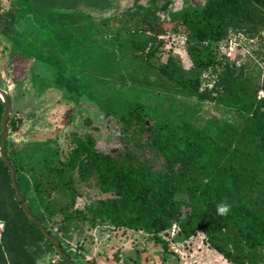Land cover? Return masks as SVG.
<instances>
[{
    "label": "trees",
    "instance_id": "1",
    "mask_svg": "<svg viewBox=\"0 0 264 264\" xmlns=\"http://www.w3.org/2000/svg\"><path fill=\"white\" fill-rule=\"evenodd\" d=\"M15 1L18 7L27 5V0ZM30 1L37 8L34 12L30 6L29 12L36 13L34 18H26L21 9L0 14V44L3 56H22L32 60L31 66L36 68V64L50 61L54 39L41 33L45 26L35 35L34 31L19 32L17 24L26 22L35 27L40 17L49 15L55 24L64 18L68 26L75 16H82L94 28L95 17L89 11L107 8L115 0H85L87 8L83 13L74 7L84 0ZM140 1L135 0L136 4ZM174 1L149 0L145 15H126L121 20L129 35L126 45L145 51L155 43L157 37L149 32L165 24L158 11L169 12ZM259 14H264V0H206L202 6L190 4L179 12H169L171 21L184 27L194 66L212 67L215 80L212 87L201 89L198 73L185 75L173 57L159 68L161 80L174 84L182 96L240 113L244 127L239 129L226 121L199 127L187 120H166L164 111L125 98L122 88L112 87L110 97L97 106L103 118L115 123L119 142L116 147L107 153L98 148L93 135L73 133L71 149L66 154L56 152L31 165L24 160L27 151L10 140L12 133L20 132L23 120L15 115L14 100L8 94L11 115L6 154L15 170L18 188L31 214L69 256L52 225L66 235L70 232L66 222L84 221L92 227L106 223L144 232L162 243L165 252L169 244L162 235L177 225L180 239L189 240L201 232L208 246L231 264H264V99H258L246 65L233 64L227 57L217 60L214 49L215 44L225 40L231 27L238 28L241 21H253ZM130 26L136 31L131 32ZM104 43L110 44L105 38L96 40L94 49L101 50ZM155 52L152 46L147 54ZM113 56L104 59L107 63L98 64L97 71L99 68L105 74L107 66L114 65ZM148 84L152 86L149 81ZM1 85L0 80L2 89ZM52 86L56 92H66L57 79H51L46 89ZM5 112L6 104L0 98V264H39L50 256L61 255L26 214L16 194L12 171L2 156ZM92 123L91 118L85 122L87 126ZM91 186L98 198L83 211L62 207L53 197V193H59L75 205L79 197L91 196L86 191ZM221 202L230 205L226 216L217 214L216 207ZM54 264L70 263L61 257Z\"/></svg>",
    "mask_w": 264,
    "mask_h": 264
},
{
    "label": "rangeland",
    "instance_id": "2",
    "mask_svg": "<svg viewBox=\"0 0 264 264\" xmlns=\"http://www.w3.org/2000/svg\"><path fill=\"white\" fill-rule=\"evenodd\" d=\"M187 1L175 0L169 12H179L190 4L202 6L206 0ZM15 2L0 0V14L9 9H21L26 12V18L36 17V13L29 12L31 5V10L37 11L33 2L27 0V5L20 7ZM111 3L107 8L96 7L89 11L95 17L94 28L82 16H75L68 26L64 18L55 24L49 15L40 17L35 27H29L26 22L17 24L19 32L34 31L35 35L41 26L46 27L41 33L55 42V48H50L51 56L47 64H36V68H33L32 60L19 55L14 58L3 56L0 44L1 86L14 100L15 115L23 120L20 132L12 133L10 140L27 151L28 156L24 159L27 164L33 165L38 159L56 152L66 154L71 149L73 133L93 135L98 148L107 153L116 147L119 142L115 123L103 118L97 106L98 102L110 97L112 87L122 88L126 92L125 98L164 111L167 113L166 120H187L199 127H206L213 121H226L237 129L244 127V117L240 113L182 96L174 84L159 77V68L166 64L169 57H173L185 75L192 77L198 73L202 81L201 89L212 87L215 80L212 67L200 69L194 66L188 54L189 43L184 27L174 24L169 12L158 11L165 24L149 32L157 37V41L141 51L126 45L129 35L123 29L121 20L132 12L145 15L150 6L149 0H141L138 4L135 0H115ZM74 8L83 13L87 8L85 0ZM239 24L238 28L229 29L222 44L214 45L215 55L217 60L227 57L233 64H245L247 76L252 79L254 89L258 90V99H264V14H259L253 21L243 20ZM129 30L134 32L136 28L130 26ZM101 38L110 44L104 43L101 50L94 49L95 41ZM112 42L115 44L112 45ZM122 43L124 46H120ZM152 46L156 52L149 56L147 53ZM230 46L234 48L233 51ZM230 52L231 56H226L225 53ZM113 54L114 65L107 66L105 74L99 68L97 71V65L107 63L104 59L112 58ZM51 61L53 64H50ZM53 78L66 88L64 94L56 92L53 86L46 89ZM89 91L91 93L87 94ZM90 118L92 126H87L85 122ZM86 191L91 196L79 197L75 205L59 193H53V197L62 207L83 211L86 205L98 198L94 187ZM62 216H59L60 220ZM66 225L70 227L66 235L58 231L56 224L52 225V230L63 239L65 249L71 255L69 257L78 264H231L208 246L207 238L201 232L189 240H182L179 229L173 226L162 235L169 244L165 252L162 243L144 232L119 229L106 223L92 227L84 221L66 222ZM61 257L50 256L39 264H54L60 262Z\"/></svg>",
    "mask_w": 264,
    "mask_h": 264
},
{
    "label": "water",
    "instance_id": "3",
    "mask_svg": "<svg viewBox=\"0 0 264 264\" xmlns=\"http://www.w3.org/2000/svg\"><path fill=\"white\" fill-rule=\"evenodd\" d=\"M0 98L5 102L6 104V112H5V116L3 118V141H2V156L6 162V164L8 165V167H10L11 171H12V177L14 180V188L16 191V194L18 196V198L20 199V201L23 203L24 205V209L26 214L29 216V218L35 222L44 232L45 235H47L49 237V239L55 244L58 252L60 253V255L66 260L68 261L70 264H75L71 258L69 257V255L61 248L59 242L57 241V239L55 237H53L52 235H50L48 233V231L44 228V226L31 214L28 204L25 201V199L22 197L20 190L18 188L17 182H16V173L15 170L12 167V164L6 154V143L9 139V131H8V119L11 115V102L8 98V93L4 90H2L0 88Z\"/></svg>",
    "mask_w": 264,
    "mask_h": 264
},
{
    "label": "clouds",
    "instance_id": "4",
    "mask_svg": "<svg viewBox=\"0 0 264 264\" xmlns=\"http://www.w3.org/2000/svg\"><path fill=\"white\" fill-rule=\"evenodd\" d=\"M216 211L218 215L226 216L230 211V205H228L226 202H221L217 204Z\"/></svg>",
    "mask_w": 264,
    "mask_h": 264
},
{
    "label": "built area",
    "instance_id": "5",
    "mask_svg": "<svg viewBox=\"0 0 264 264\" xmlns=\"http://www.w3.org/2000/svg\"><path fill=\"white\" fill-rule=\"evenodd\" d=\"M220 44H222V42H220ZM225 50V49H224ZM230 50L231 51H233L234 50V48H232L231 46H230ZM226 54V56H231V52L230 53H225ZM177 227V225H174V228H176ZM178 228V227H177ZM0 229L2 230L3 229V224L0 222Z\"/></svg>",
    "mask_w": 264,
    "mask_h": 264
}]
</instances>
